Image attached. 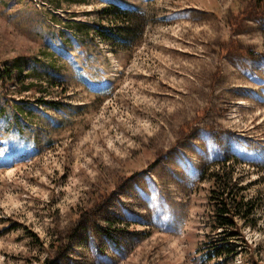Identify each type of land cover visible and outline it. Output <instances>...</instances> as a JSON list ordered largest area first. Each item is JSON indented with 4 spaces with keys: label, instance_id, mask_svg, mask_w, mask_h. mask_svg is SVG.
I'll use <instances>...</instances> for the list:
<instances>
[{
    "label": "rangeland",
    "instance_id": "374dc122",
    "mask_svg": "<svg viewBox=\"0 0 264 264\" xmlns=\"http://www.w3.org/2000/svg\"><path fill=\"white\" fill-rule=\"evenodd\" d=\"M226 156L256 207L209 259ZM0 264H264V0H0Z\"/></svg>",
    "mask_w": 264,
    "mask_h": 264
},
{
    "label": "trees",
    "instance_id": "16d2710c",
    "mask_svg": "<svg viewBox=\"0 0 264 264\" xmlns=\"http://www.w3.org/2000/svg\"><path fill=\"white\" fill-rule=\"evenodd\" d=\"M103 12L104 14L108 13L112 16H116L125 13L126 9L117 4H113V6L104 8ZM68 23L69 26H72L71 23L75 22ZM74 26L76 29H78L77 26H80V29H85L86 33L91 30L97 31L98 35L103 37L102 30L92 27L90 24L76 23ZM108 36L109 34L106 32L105 37ZM13 65L18 73L22 72L20 61L15 60ZM27 89H29V86L24 87V91ZM233 157L226 156L212 164V166L217 167V170L210 173L211 187L208 200L213 213L211 216L213 220L211 227L219 230V234L217 237H212V240L207 242L209 247L206 256L209 259H231L238 253V250L241 249L239 247H243L247 244L244 236L242 234L240 235L237 219L244 223L248 221L251 225L256 207L254 198L246 193V186L240 184V177L242 176L237 177L234 175V169L237 168L235 163H241L242 165L246 164L245 162H237L236 158ZM230 161H232L233 164H231ZM229 165L233 168H230ZM220 166H222V168ZM237 240L240 241L241 244H238ZM250 258L254 259L251 255Z\"/></svg>",
    "mask_w": 264,
    "mask_h": 264
}]
</instances>
